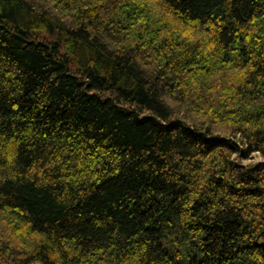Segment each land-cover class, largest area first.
<instances>
[{
	"label": "trees",
	"instance_id": "trees-1",
	"mask_svg": "<svg viewBox=\"0 0 264 264\" xmlns=\"http://www.w3.org/2000/svg\"><path fill=\"white\" fill-rule=\"evenodd\" d=\"M264 0H0V264H264Z\"/></svg>",
	"mask_w": 264,
	"mask_h": 264
},
{
	"label": "rangeland",
	"instance_id": "rangeland-1",
	"mask_svg": "<svg viewBox=\"0 0 264 264\" xmlns=\"http://www.w3.org/2000/svg\"><path fill=\"white\" fill-rule=\"evenodd\" d=\"M242 162L243 164H253V163L264 162V157L260 155L259 153H253L249 160H243Z\"/></svg>",
	"mask_w": 264,
	"mask_h": 264
},
{
	"label": "water",
	"instance_id": "water-1",
	"mask_svg": "<svg viewBox=\"0 0 264 264\" xmlns=\"http://www.w3.org/2000/svg\"><path fill=\"white\" fill-rule=\"evenodd\" d=\"M260 246H262V248L264 249V241L260 242Z\"/></svg>",
	"mask_w": 264,
	"mask_h": 264
}]
</instances>
